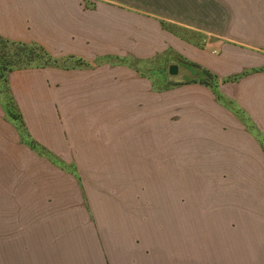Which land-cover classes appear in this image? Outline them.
I'll list each match as a JSON object with an SVG mask.
<instances>
[{"label":"crops","instance_id":"0c3cea01","mask_svg":"<svg viewBox=\"0 0 264 264\" xmlns=\"http://www.w3.org/2000/svg\"><path fill=\"white\" fill-rule=\"evenodd\" d=\"M169 1L0 0V38L39 45L50 58L45 66L15 68L6 76L12 103L35 144L56 156L95 148L91 145L102 137L112 113L136 112L137 103L150 107L151 80L136 65L159 59L167 71L176 67L160 92L166 96L165 111L182 119V129L173 132L176 142L191 134L208 143L202 145L208 158L238 159L233 165L248 157L263 160L262 43L218 31L215 13L193 18L188 6L200 8L193 0L186 8L184 0ZM202 70L215 78L212 83L188 81ZM1 102L0 97L3 114ZM6 165L8 159L0 155V166ZM14 178L17 204H4L8 196L1 195L0 264H264V254L257 253H120L119 240L110 247L65 177Z\"/></svg>","mask_w":264,"mask_h":264},{"label":"rangeland","instance_id":"374dc122","mask_svg":"<svg viewBox=\"0 0 264 264\" xmlns=\"http://www.w3.org/2000/svg\"><path fill=\"white\" fill-rule=\"evenodd\" d=\"M195 2L200 12L188 6L193 18L198 15L203 20L215 13L218 31L255 38L264 50V0ZM184 4L186 8L187 0ZM20 48L19 44L0 43L7 66L14 67L28 56ZM39 56L34 53L28 66H40L46 58ZM136 69L151 80L150 107L137 103L136 112L121 108L117 115L110 110L113 120L105 121L102 139L91 145L96 147L67 151L68 156L53 155L30 138L7 90V72L0 79L4 111L0 109V155L8 159V166H0V205L3 193L8 196L4 204H17L16 174L20 180L23 174L61 175L65 185L80 192L79 204L88 208L89 221L102 230L101 235L109 237L110 247L115 248V239L119 240L120 253L264 254V155L262 161L248 157L233 165L239 160L208 158V151L202 149L208 143L192 139L191 134L184 133L183 140L176 142L173 132L182 126V119L165 111L166 96L160 93L171 74L159 59L151 65H136ZM213 78L201 71L188 81L212 83ZM10 122L32 153L18 144ZM163 131H167V140Z\"/></svg>","mask_w":264,"mask_h":264},{"label":"trees","instance_id":"16d2710c","mask_svg":"<svg viewBox=\"0 0 264 264\" xmlns=\"http://www.w3.org/2000/svg\"><path fill=\"white\" fill-rule=\"evenodd\" d=\"M15 43V44H19L21 46V48L18 50L20 53H23L24 55H28L25 60H21V62H19L18 64H16L14 67H10L7 66V61L6 59L3 58V53H0V79H3L5 74L7 72H9L10 70H12L13 68H25V67H38V66H28L30 65L28 62L31 61V56L35 53L36 55H40L39 57H45V61L41 64H38L40 66H45L44 64H48L50 62V58L49 55L46 53V51L39 45L36 44H26L23 42H14V41H9V40H5L0 38V43ZM17 51V53H18ZM15 53V55L17 54ZM35 65V64H33ZM203 74L208 73L209 72L202 70ZM211 75V74H210ZM212 76V75H211ZM213 77V76H212ZM198 82L207 84V82L209 81H204V80H198Z\"/></svg>","mask_w":264,"mask_h":264},{"label":"water","instance_id":"95a60500","mask_svg":"<svg viewBox=\"0 0 264 264\" xmlns=\"http://www.w3.org/2000/svg\"><path fill=\"white\" fill-rule=\"evenodd\" d=\"M175 72H176V67L174 65H170L168 67V73L169 74H175Z\"/></svg>","mask_w":264,"mask_h":264}]
</instances>
